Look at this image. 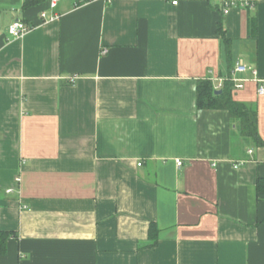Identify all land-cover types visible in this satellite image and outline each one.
I'll return each mask as SVG.
<instances>
[{"label":"crops","instance_id":"obj_1","mask_svg":"<svg viewBox=\"0 0 264 264\" xmlns=\"http://www.w3.org/2000/svg\"><path fill=\"white\" fill-rule=\"evenodd\" d=\"M29 1L0 0V264H264V145L197 105L243 61L264 141V0Z\"/></svg>","mask_w":264,"mask_h":264},{"label":"trees","instance_id":"obj_2","mask_svg":"<svg viewBox=\"0 0 264 264\" xmlns=\"http://www.w3.org/2000/svg\"><path fill=\"white\" fill-rule=\"evenodd\" d=\"M37 0H30L34 2ZM28 4V2H27ZM30 4V3H29ZM26 6V5H25ZM222 21L219 22L218 31H222ZM255 22L251 21L252 35L255 37L254 32ZM221 93H216L213 87L212 81L208 79H202L198 82L197 87V105L201 109H227L234 119L240 121L241 133L250 137L258 145H264V141L261 139L258 130V117L257 110L254 105L242 104L233 99L232 83L227 81L224 83ZM259 189L264 188V180H259ZM10 237L9 232H0V253H4L6 250H2L6 246L7 239ZM150 237L154 243L157 242V233L154 230V226L151 228Z\"/></svg>","mask_w":264,"mask_h":264},{"label":"built area","instance_id":"obj_3","mask_svg":"<svg viewBox=\"0 0 264 264\" xmlns=\"http://www.w3.org/2000/svg\"><path fill=\"white\" fill-rule=\"evenodd\" d=\"M58 1L59 0H50V8L53 10L52 12H47V11L41 12L40 17L42 19V23L52 22V21L57 20L60 17L59 13H57L55 11V9L58 5ZM169 1L173 5H178L180 0H169ZM33 28H34L33 25H29L22 20H16L8 26V33L13 38H22ZM103 51L105 53L106 49ZM249 71H251L254 74V76H257V70L255 68L248 66L243 61H239L236 64V66H235V68H234V70L230 76L225 77V78L216 79L218 82L216 89L222 88L224 83L227 81L233 83L235 88H237V89L243 88L245 85L246 79L240 77L239 75L247 73ZM259 93L264 94V82L263 81H260ZM249 153H252V150H249ZM182 163H183L182 160H177L178 165H182ZM19 180H20V178H17V181H19ZM11 191H12V189L8 190V192H11Z\"/></svg>","mask_w":264,"mask_h":264},{"label":"water","instance_id":"obj_4","mask_svg":"<svg viewBox=\"0 0 264 264\" xmlns=\"http://www.w3.org/2000/svg\"><path fill=\"white\" fill-rule=\"evenodd\" d=\"M221 92H222V90H217V91H216V93H221Z\"/></svg>","mask_w":264,"mask_h":264}]
</instances>
